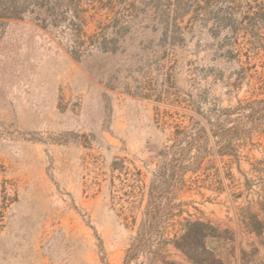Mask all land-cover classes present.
<instances>
[{"label":"rangeland","instance_id":"1","mask_svg":"<svg viewBox=\"0 0 264 264\" xmlns=\"http://www.w3.org/2000/svg\"><path fill=\"white\" fill-rule=\"evenodd\" d=\"M111 1L120 11L123 0ZM237 2L241 10L253 4ZM145 13L108 45L113 52L90 47L77 60L61 26L43 29L31 15L0 26V264H124L176 125L209 135L210 155L186 174L176 200L183 216L228 230L233 242L217 250L221 264H264V230L257 235L243 221L252 214L264 226V164H255L264 162V135L232 140L234 157L222 132L234 118L226 109L264 98V29L252 28L249 39L232 34L219 25L220 9L189 29L185 16L172 37ZM116 14L93 3L87 34ZM166 256L194 264L172 246Z\"/></svg>","mask_w":264,"mask_h":264},{"label":"trees","instance_id":"2","mask_svg":"<svg viewBox=\"0 0 264 264\" xmlns=\"http://www.w3.org/2000/svg\"><path fill=\"white\" fill-rule=\"evenodd\" d=\"M82 1L85 0H0V26L9 20H21L25 15H31L43 29L61 26L71 38V55L75 60L90 47L113 52L108 45L116 42V36L121 30L129 28L130 23L139 16L140 9L146 12L144 21L153 17L159 19L164 26L165 36H180L182 28L179 21L182 22L187 15L184 28L189 29L193 21L203 19L220 9L224 10L225 17L221 18L219 25L232 34L242 33L248 38L254 33L252 28L264 29V3L261 0H253V4L246 2L245 10L240 9L238 0H140V6L123 0V6L118 12L114 10L111 0H107V5L101 0H86L87 7L82 6ZM95 2L117 14L99 28V32L88 35L85 28L90 16L87 13ZM161 2L164 7L162 10L159 9ZM151 9L156 13L147 14ZM121 24L124 26L121 27ZM108 30L112 31L113 37L108 38L105 33ZM163 84L164 94L171 99L174 86L167 74ZM158 97L161 98L162 94ZM172 101L181 102L178 97H174ZM226 114L234 116L222 131L226 133V155L236 157L237 154H230L235 148L231 146L232 140H237L239 146L253 135H264V98L239 101L236 107L226 109ZM175 127L170 135L171 143L160 152L156 168L146 186L144 209L126 252L124 264H175L167 259L168 246L181 252L194 264H221L217 250L233 242L228 230H219L210 221L201 218L183 216V204L176 200L188 186L186 174L199 172L202 162L210 155L206 147L209 135L202 127ZM210 131L212 136L220 133L213 128ZM260 183L264 198V179ZM261 210L264 211V204L261 205ZM243 221L257 235L264 230L263 224L255 215L244 217Z\"/></svg>","mask_w":264,"mask_h":264}]
</instances>
